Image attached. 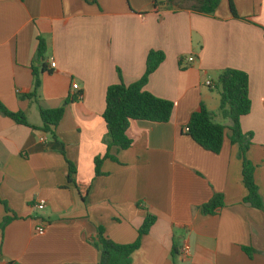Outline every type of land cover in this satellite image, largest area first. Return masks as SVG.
I'll list each match as a JSON object with an SVG mask.
<instances>
[{
    "label": "crops",
    "instance_id": "obj_1",
    "mask_svg": "<svg viewBox=\"0 0 264 264\" xmlns=\"http://www.w3.org/2000/svg\"><path fill=\"white\" fill-rule=\"evenodd\" d=\"M218 1L212 15H198L155 9L152 0H0V103L35 127L38 106L64 108L58 142L0 113V201L9 210L0 203V223L12 218L0 229V264H99L97 229L131 244L146 214L156 220L130 264H264V212L242 204L238 146L226 131L213 154L184 130L200 104L228 125L217 115V78L224 69L244 72L250 111L239 126L251 137L246 159L264 201V0ZM38 38L55 68L40 75L35 101L20 97L32 90ZM149 51L164 59L144 90L173 104L170 120L131 121V146L112 148L116 162L105 160L94 177L109 141L105 91L137 82ZM75 186L89 187L84 200ZM213 194L224 207L201 215ZM242 247L256 253L249 258Z\"/></svg>",
    "mask_w": 264,
    "mask_h": 264
},
{
    "label": "trees",
    "instance_id": "obj_2",
    "mask_svg": "<svg viewBox=\"0 0 264 264\" xmlns=\"http://www.w3.org/2000/svg\"><path fill=\"white\" fill-rule=\"evenodd\" d=\"M153 7L163 6L167 10H187L198 15H212L219 5L218 0H152ZM229 10L234 19H239L232 3H229ZM45 44L38 38L35 62L37 67H31L32 90L20 98L37 100V90L40 87V75L50 74L51 70L44 63ZM164 56L158 51H149L145 61V70L142 77L135 83L125 86L122 83L111 85L105 91V109L102 119L108 135L106 151L102 156L94 159V177L101 176L100 168L105 160L116 162L110 155L112 148L126 150L131 146V140L126 136V130L131 121H145L155 124L167 123L173 110V104L169 101L158 99L144 90V86L150 74H152ZM219 90V106L217 115L227 120L228 125L218 124L214 121V114L207 111L203 104L199 105L197 111L193 112L185 126V134L200 148L205 151L217 154L220 152L226 131L229 132L228 139L231 144L238 146V157L241 160V181L246 190V195L242 199V204L250 208L264 212V201L259 195L258 188L254 183V166L246 159V152L250 146V135L243 134L240 130L239 119L247 115L250 111V100L248 97V77L244 72L224 69L217 78ZM0 113L8 117L16 124L39 130L57 141L56 127L62 120L64 108L45 109L38 106V114L41 126L35 127L27 123L25 116L20 112H10L0 103ZM63 154V152H61ZM68 183L73 182L71 176L75 170L69 161ZM82 200L85 199L89 187L82 188L75 186ZM5 211L9 212L5 202L0 201ZM224 207L223 197L220 194H213L211 198L198 207V211L203 216H214ZM12 218L4 217L0 223L3 229ZM156 218L151 214H146L141 226L137 230V238L131 244L119 245L113 243L104 236L102 228L97 229V238L94 246L100 251L99 264H130L131 254L140 246L141 237L146 235L154 224ZM242 252L252 257L256 253L249 247H242ZM176 254L172 249V255Z\"/></svg>",
    "mask_w": 264,
    "mask_h": 264
},
{
    "label": "built area",
    "instance_id": "obj_3",
    "mask_svg": "<svg viewBox=\"0 0 264 264\" xmlns=\"http://www.w3.org/2000/svg\"><path fill=\"white\" fill-rule=\"evenodd\" d=\"M49 68H50V69H54V68H55V64H54L53 61H50V62H49ZM207 85H208V83H207ZM184 130L186 131V129H184ZM44 206H45V202H44V201H39V202L34 206V208H35L36 210H42V209L44 208ZM36 231H37V233H38L39 235H42L43 232H44V230H43L42 227H38V228L36 229ZM3 264H5V263H3Z\"/></svg>",
    "mask_w": 264,
    "mask_h": 264
}]
</instances>
